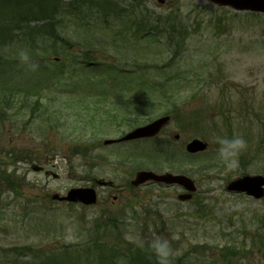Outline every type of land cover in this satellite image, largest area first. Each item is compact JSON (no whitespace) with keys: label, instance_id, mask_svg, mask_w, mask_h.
<instances>
[{"label":"rangeland","instance_id":"1","mask_svg":"<svg viewBox=\"0 0 264 264\" xmlns=\"http://www.w3.org/2000/svg\"><path fill=\"white\" fill-rule=\"evenodd\" d=\"M114 1L113 6V0H74L75 4L80 2V12L61 23H54L55 30L60 31L59 36L71 42V51L62 42L52 47V41H43L30 31L29 26H36V22H22L24 14H19L15 5L0 6V169L9 172L15 181L12 185L11 181L0 179V264L22 261L41 264V248L64 244L71 246V252L63 254L59 253L60 249H52L59 253L53 259L61 264H98L94 253L79 252V255L74 248L79 245L95 247L93 238L90 239L95 233L90 235L88 227L95 220L105 223L103 216L125 220L118 222V232L108 236L113 245H118L114 240L117 235L132 245L153 243L160 238L168 241L172 257L188 252L184 264L190 260L195 261L194 264H225L227 261L230 264H264V198L257 200L225 190L226 184L234 178L245 174L264 175V15L216 7L208 0H166L164 4L145 0L135 8L123 2L129 10L124 15L119 11L124 6L119 0ZM64 7L66 4L61 7L62 11ZM177 13L186 22L188 33L185 41L180 40L182 51L176 50V54L173 53L176 42L163 35L167 33L158 31L156 37L160 33L161 38L170 42V48L161 42L157 44V40L149 44L144 38L137 46L117 50V56L114 48L109 51L115 53L108 54L100 45L93 48L90 56L84 52L86 40L100 39L110 44L114 37L112 32L124 28L132 20L152 15H163L165 19ZM21 48L27 49L32 62L38 65L35 70L19 61L17 53ZM125 51L129 53L124 54ZM145 53L155 57L150 59L154 65L150 66L151 71L144 72L145 77L159 87L154 95L150 91L132 89L135 94L155 96L152 98L155 104L159 98H179L176 116L157 140L159 144L171 142L175 152H159L157 158L161 165L154 164L150 169L161 173L177 172V168L171 167L187 166L185 173L198 186L191 202L178 200V194L184 190L177 186L147 185L134 189L127 186L136 171L131 172L126 162L137 159L141 155L139 151L151 147L150 143L141 141L119 147V144L104 145L102 142L121 136L130 127L121 131L117 122L110 125L107 118L98 121L100 124L96 125L99 126L94 128L91 117L77 123L68 113H62L60 103L83 93L81 85L73 88L76 78L66 73L72 69L76 55H87L85 57L98 64L115 62L124 66L127 61L130 64L125 67H132L134 57L142 58L140 56ZM43 65L57 66L63 73L55 74L47 82L45 79L53 71H47ZM77 67L80 73L86 70L83 66ZM90 69L98 74L100 68H88V73ZM106 76L89 75L90 86L83 97L86 102L113 93L98 79ZM111 84L112 90L117 92L113 80ZM35 92L40 93L39 99L50 107V129V123L31 118L27 110L15 111L16 107L21 108L18 104L23 101L35 102L38 96ZM6 98L14 102L11 108L4 104ZM171 103L170 107L174 104ZM73 110L79 112V105H74ZM162 112L164 110H158L144 123ZM177 133L180 139L175 142L171 139ZM233 136L242 137L246 147L225 161L218 153V140ZM192 138L205 139L209 148L193 156L195 159H187L181 150ZM81 148H86L87 155H78ZM11 152L18 157L10 155ZM22 152L29 156L26 161H17ZM51 156L55 160L47 162ZM166 157L169 159L165 160ZM33 162L44 164L45 169L59 174L58 178L48 176L45 170L34 171ZM160 166L165 167L161 169ZM91 177L116 183L114 188H98V205L70 206L50 198L54 193L63 195L70 188L91 185ZM159 210L161 222L152 227L155 220L152 212ZM119 211H125L126 217ZM98 216H102V220ZM130 220L136 222L128 226ZM126 241L120 246L128 247ZM25 245L34 249L28 257L12 251ZM46 252L51 254L49 249ZM221 252H224L223 257ZM130 257L127 256V260Z\"/></svg>","mask_w":264,"mask_h":264},{"label":"water","instance_id":"2","mask_svg":"<svg viewBox=\"0 0 264 264\" xmlns=\"http://www.w3.org/2000/svg\"><path fill=\"white\" fill-rule=\"evenodd\" d=\"M219 5H231L235 9L238 10H253V11H262L264 12V0H211ZM167 121V117L160 118L146 126L139 127L136 130H133L132 133L128 134L124 139H132V138H140V137H148L156 135L162 129V126ZM108 142V141H107ZM106 142V143H107ZM207 148V143L202 140L194 139L187 145V150L190 152H198L203 151ZM33 169L39 171L42 169L39 165H33ZM52 173V172H48ZM53 177L57 175L52 173ZM149 180L159 181V182H167V183H179L185 186L187 189L191 191H195L196 187L191 181L190 178L184 175H173L170 173H166L163 175L155 174L151 171H139L136 174V179L132 184L140 185ZM264 176L262 175H245L240 178H236V180L229 183L227 190L246 192L248 195L254 196L256 198H261L264 196ZM191 195H182L180 198L186 199L190 198ZM54 199L60 200H69V201H81L86 204H93L97 201L96 192L93 188H74L70 190L67 196H59L58 194H54Z\"/></svg>","mask_w":264,"mask_h":264},{"label":"trees","instance_id":"3","mask_svg":"<svg viewBox=\"0 0 264 264\" xmlns=\"http://www.w3.org/2000/svg\"><path fill=\"white\" fill-rule=\"evenodd\" d=\"M46 1H52L53 3H55L58 0H25V8L28 10V12L31 13V18L34 20H38V22H40L37 26H35V31L36 32H48L49 31V22L46 23L45 20L48 19V17H52V13L49 12V4H47L46 6ZM3 2H0V4ZM53 72L58 71L57 69H50ZM126 78H130V76L128 75V77L126 76ZM23 157L22 159L26 160L27 156H29L28 153H26L25 155L21 154ZM4 172V171H3ZM0 172V177H3L4 179H7L8 181H11L12 185L14 184V179H12V175L10 173L6 174ZM99 234L100 231H98V227L96 228V233H95V237L93 238V242L95 244V247H90L87 246V248L85 249V251H83V248H80L77 250L78 254L79 252H81V254L84 253H93L95 254V259L97 261L98 264H117L116 261L113 260V257L115 256L114 254V249H113V253L111 254V252L109 251V246L103 242L102 240L99 239ZM55 248V247H54ZM52 246H49L48 248H41L40 253L42 256V262L41 264H51L50 261L54 260L55 262L53 264H61L60 261H58L57 259H53L55 256V254H59V253H63L64 252H71V246H67V245H62V247H56L55 249H60L62 250V252L59 251V253L56 251H52V249H54ZM50 250L51 254H49V252H46V250ZM12 251L18 255H23L24 257L26 256H30L31 254H33L34 249L31 246H23V247H19V248H13ZM83 251V253H82ZM54 252V253H53ZM79 254V255H81ZM147 256H149V258L152 260L156 254H153L151 251L147 252ZM81 257V256H80ZM15 264H36L35 262H28V261H22V262H14ZM38 264V263H37ZM225 264H230L229 261H227ZM232 264V263H231ZM237 264V263H234Z\"/></svg>","mask_w":264,"mask_h":264},{"label":"clouds","instance_id":"4","mask_svg":"<svg viewBox=\"0 0 264 264\" xmlns=\"http://www.w3.org/2000/svg\"><path fill=\"white\" fill-rule=\"evenodd\" d=\"M17 55L19 61L26 64L32 70H35L38 67L37 64L32 62L30 53L27 49L21 48ZM218 144V153L225 161L230 160L246 147V141L240 136L221 138L218 140ZM152 249L157 256L159 264H169L170 247L166 239H156L152 243Z\"/></svg>","mask_w":264,"mask_h":264},{"label":"flooded vegetation","instance_id":"5","mask_svg":"<svg viewBox=\"0 0 264 264\" xmlns=\"http://www.w3.org/2000/svg\"><path fill=\"white\" fill-rule=\"evenodd\" d=\"M109 186L105 187V188H108Z\"/></svg>","mask_w":264,"mask_h":264}]
</instances>
